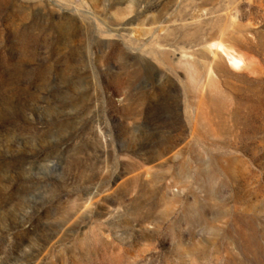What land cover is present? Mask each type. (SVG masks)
Wrapping results in <instances>:
<instances>
[{"label": "rangeland", "instance_id": "1", "mask_svg": "<svg viewBox=\"0 0 264 264\" xmlns=\"http://www.w3.org/2000/svg\"><path fill=\"white\" fill-rule=\"evenodd\" d=\"M0 264H264V0H0Z\"/></svg>", "mask_w": 264, "mask_h": 264}, {"label": "bare ground", "instance_id": "2", "mask_svg": "<svg viewBox=\"0 0 264 264\" xmlns=\"http://www.w3.org/2000/svg\"><path fill=\"white\" fill-rule=\"evenodd\" d=\"M227 44H219L217 46V50H213L210 47H206V51L208 52V57L210 59L209 65L210 68L209 74H211L214 68L218 69L223 66L228 70L233 71H241L247 65L245 57L235 50V45L232 41H226ZM193 74V72H192ZM211 76V75H210ZM211 78V86H215L214 80ZM215 99H211V103L214 105Z\"/></svg>", "mask_w": 264, "mask_h": 264}]
</instances>
